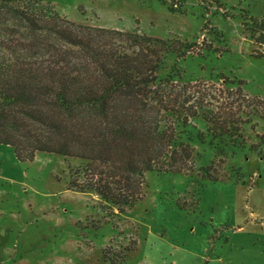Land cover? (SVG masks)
<instances>
[{
  "label": "rangeland",
  "instance_id": "rangeland-1",
  "mask_svg": "<svg viewBox=\"0 0 264 264\" xmlns=\"http://www.w3.org/2000/svg\"><path fill=\"white\" fill-rule=\"evenodd\" d=\"M49 4L75 24L172 43L160 91L172 111L154 105L145 126L154 130L162 120L178 134L186 119L204 141H191L194 160L183 171H148L142 197L121 208L68 188L69 168L81 159L38 153L20 160L0 144V262L264 264V0ZM105 37L128 46L119 35ZM23 54L25 29L0 11V56ZM195 109L201 115L193 118Z\"/></svg>",
  "mask_w": 264,
  "mask_h": 264
},
{
  "label": "trees",
  "instance_id": "trees-1",
  "mask_svg": "<svg viewBox=\"0 0 264 264\" xmlns=\"http://www.w3.org/2000/svg\"><path fill=\"white\" fill-rule=\"evenodd\" d=\"M49 2L0 0V11L25 29V55L0 56V144L11 145L20 160L38 153L79 158L84 164L69 168V189L132 207L148 171H183L194 160L191 141H204L196 126L185 128L186 119L178 134L162 120L154 130L145 126L154 105L172 111L160 93L168 81L161 69L175 50L138 33L75 24ZM109 34L128 46L110 42ZM165 138L164 148L153 144Z\"/></svg>",
  "mask_w": 264,
  "mask_h": 264
},
{
  "label": "crops",
  "instance_id": "crops-1",
  "mask_svg": "<svg viewBox=\"0 0 264 264\" xmlns=\"http://www.w3.org/2000/svg\"><path fill=\"white\" fill-rule=\"evenodd\" d=\"M0 264H3L2 262H0Z\"/></svg>",
  "mask_w": 264,
  "mask_h": 264
}]
</instances>
